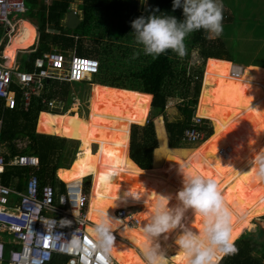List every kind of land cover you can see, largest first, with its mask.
<instances>
[{
    "label": "trees",
    "instance_id": "trees-1",
    "mask_svg": "<svg viewBox=\"0 0 264 264\" xmlns=\"http://www.w3.org/2000/svg\"><path fill=\"white\" fill-rule=\"evenodd\" d=\"M73 1L49 0L48 5L44 3L40 5L41 8L35 13L36 18L33 24L37 32L38 44L34 52L24 56L19 69L30 71L34 59L51 50L62 52L64 57L67 58L69 55L68 51L75 47L76 54L79 57L95 59L98 62V69L94 74V81L81 82L92 84L88 119L79 117L76 114L75 106L71 107L68 114L63 117L57 116L49 118V120L46 118L48 113L64 114L70 108L73 96L70 94L69 83L45 81L40 95L32 97L26 110L20 107L18 96L16 98L17 106L13 110H2L3 103L0 101V118L2 119L0 149L3 148L1 154L4 162L7 163L15 155L37 157L39 167L36 175L40 186L49 185L57 193H62L64 190V184L57 179V176L63 182L70 183L84 176L92 175L94 178H102L101 187L103 188L106 187L108 177L109 181L110 179L112 180L110 185H115V182L123 185L122 180L128 176L126 188H123L124 190L118 195L114 193V203L109 201L110 195L105 191L103 196L98 198L96 195L98 193L96 183L94 181L91 183L89 206L94 205L92 209H96V211L93 213L94 215L88 211V217L90 223L95 226L98 221V210H105L107 216L110 214L113 216L111 229L114 235L129 242L127 235L130 230L119 228L121 222L114 216V212L119 208L138 207L140 210L135 215L132 214L137 223L134 228H131L137 230L136 237L129 243L134 245L141 254L146 240L141 231V225L150 218L152 206L156 199H151L148 202L147 199H143L139 195L138 189L144 187L147 181L144 178L141 180L135 179L131 170L138 174L159 171L157 178L163 182V185H160L158 192L172 198L170 206L178 204L175 194L182 187V174L186 177L189 174L198 173L205 178L213 179L222 193L227 207L232 200L244 202L251 192L250 188L254 187L253 192L258 193V190L262 195L264 193V183L259 181L260 185H257L259 183L256 179L257 177L253 176L255 174V165L252 161H254L257 152L245 160L242 159L241 163L236 161L234 163H229V161L226 163V158L234 155L237 149L236 143L238 142L243 146L244 138L251 136L250 130L245 132L234 131L226 137L219 144L215 155L212 156L213 158L204 162L200 159H193L195 158L193 156L198 152L206 153L208 149L199 150L200 146L205 144L216 133L222 123V121L216 120L215 116H209L213 118V120H209L197 113V110H199L198 96L200 97V90H202L204 61H206L205 64L210 60L226 63L229 64L228 69L231 66L230 62L232 60L229 58V53L226 50L225 43L221 40V36L209 38V35L204 30H197L185 37L186 52L183 57H179L172 50H166V52L153 58L152 56L144 55L134 42L130 21L140 15L147 16L148 12L154 9L157 14L163 12L174 15L178 19L182 18V10L180 8L173 10L171 8V0H153L147 11L145 8V14L140 13L142 8L140 0H81V3L77 5V10L81 12V22L75 29L79 30V34L75 31L73 33L68 32V29L62 24ZM47 28L55 30L56 33H48ZM83 38L92 41L93 44L90 47H85L81 43ZM32 49L33 47L31 46L30 50ZM134 51L139 53L135 58H133ZM193 53H196L198 60L201 61V64L194 68L189 66L192 62ZM245 66L264 68V66L255 64H246ZM251 69L258 70V68L252 67ZM240 81L239 83H241ZM251 84L254 83L252 82ZM108 87L118 89V92L122 93L126 100L129 99L127 96H130V105L135 106L138 104L136 109L132 110L130 108V112L118 114L120 112L119 107H116V112L114 111V114L111 113L108 106H105L107 95L111 97L113 94ZM97 88H102V96L98 99L95 97ZM248 90H251L250 85ZM41 98L62 100L65 106L61 111L48 110L45 105L40 103ZM262 98L264 99V95ZM197 99L196 116L209 120L212 128L205 125L202 127L205 136L204 140H206L195 150L188 151L186 156L181 152L182 150L178 151V156L170 155L169 150L178 149L182 146V134L190 125ZM169 100L177 102L178 118L175 117L168 120L166 108ZM239 100H241L242 105L244 102H242V99ZM222 101L223 98H221L219 110L222 111L224 109L226 112L233 110V108H227V99L225 104ZM101 102H104V104ZM149 105L151 117L148 118L146 124L137 125L145 117ZM258 106V109H255L261 112L263 108H260V104ZM262 106L264 107V101ZM243 111L242 116H247L246 112H251L250 109L246 110V106H244ZM231 115L236 118L235 120L238 119V122L245 123V121H242L243 119H239L240 116L238 114ZM255 115L257 123L264 120L263 116L260 118V114ZM158 117L163 119V128ZM117 118H119V121ZM155 119L156 121L154 122ZM36 120V132L48 135L35 132ZM224 121L230 123L229 120L225 119ZM95 122H104L105 128H97L94 125ZM121 122H126V124L128 122L129 124L122 127ZM236 122L233 123L236 124ZM130 124L136 125H131L127 134ZM247 124L254 125L250 120H247ZM40 125L44 126L40 128ZM40 129L41 132L38 131ZM42 129L44 130L42 131ZM263 129H260V133L263 132ZM163 131L166 137V145ZM16 140L25 141V147L18 150L15 147ZM157 141L160 144L158 149ZM107 144L109 150L106 147ZM91 145H96L97 147L94 152H91ZM78 147H80V153L76 156ZM260 151H264V146L261 147ZM162 155L163 157L165 156L164 160H162ZM153 156H155L154 159ZM123 157L128 161L127 165ZM106 158L112 161L108 172L105 167ZM100 160L104 161L103 166H101ZM70 166L71 168L67 170ZM210 167L217 168L219 172L212 170ZM58 169L66 170L57 171ZM27 173L28 170L25 168L6 166L1 176L2 183L4 185H15L16 183V188L21 190L22 179ZM68 173H73V175L70 176ZM120 174L123 179H116V177H120L118 176ZM136 197L140 198L137 199ZM100 201L103 204L98 209L97 205ZM248 204L254 205L255 203L250 202ZM142 205L146 206L145 210ZM261 210H263L262 215L264 214V206L261 207ZM186 212V218L183 222L187 224L189 229L201 232L203 228L201 215L191 209H187ZM246 222L245 220L237 231L232 230L233 241L243 230L248 229L249 224L247 225ZM138 227L140 228L139 230ZM180 232L181 229L178 227L167 234V240L163 239L164 234L157 238L165 255H170L171 264H188L183 251L175 245V238ZM90 237L93 238V235ZM262 237H264L263 228H257L255 232L242 233L234 241L237 248L236 253L224 255L222 258L220 255L217 259V264H263L264 239L261 240ZM8 248V246H5V257L8 253ZM108 255L116 264H144L132 248L125 246L116 237H114L113 245ZM65 261L66 258L54 255L48 264H60ZM164 264H166V260Z\"/></svg>",
    "mask_w": 264,
    "mask_h": 264
},
{
    "label": "built area",
    "instance_id": "built-area-1",
    "mask_svg": "<svg viewBox=\"0 0 264 264\" xmlns=\"http://www.w3.org/2000/svg\"><path fill=\"white\" fill-rule=\"evenodd\" d=\"M25 1L0 0V32L3 36L10 38L15 33L17 24L9 16L25 13ZM1 46L2 38L0 49ZM68 52L67 58L56 50L43 53L34 59L30 71L0 65L2 110L15 109L17 96L20 107L26 110L32 97L40 95L45 81L85 82L97 72L95 59L79 57L75 47ZM232 68L230 76L238 78L242 67L232 65ZM40 103L49 110L56 106L55 100L46 98H41ZM204 125V119L194 112L182 140L188 143L200 141L204 137ZM1 126L0 118V129ZM15 147L18 150L24 148L18 144ZM6 166L28 170L22 179L21 190L16 188V183H2ZM38 167L35 156L15 155L5 163L0 149V264H48L54 255L66 258L60 264H113L108 254L90 250L92 237L87 232L90 224L86 219L88 197L84 193V178L80 183L64 182L63 192L57 193L49 185L40 186L36 175ZM114 215L123 221V225L135 226L127 208H119ZM5 246L9 247L6 257Z\"/></svg>",
    "mask_w": 264,
    "mask_h": 264
},
{
    "label": "rangeland",
    "instance_id": "rangeland-1",
    "mask_svg": "<svg viewBox=\"0 0 264 264\" xmlns=\"http://www.w3.org/2000/svg\"><path fill=\"white\" fill-rule=\"evenodd\" d=\"M44 2L46 5L49 4V0H36V1L26 0L25 1V8H27L26 9L28 11L27 13L12 14L9 16L11 21L17 22V24H18L16 32L13 34V38L18 34V32H20V24L19 23L23 20H29L30 19L29 15H31L32 12L35 11V9H37ZM139 2H140V6L142 7L140 10V13L145 14V8L147 11V8L152 5L153 0H146V4L141 3V0ZM80 3H81V0H74L70 6L72 7V9L74 11H76L77 5H79ZM223 4H224L223 9H222L223 31L221 32V34L219 36H221V40L225 43L226 50L229 53V58L232 60V62L230 64L242 66V69L244 70L243 78L241 79V81H240L241 83L238 86L237 95L245 96L246 100L250 99L253 96V101H257L260 97L261 98L260 108L261 109L263 108V110H261V112H264V107L263 106L261 107V105L263 104V101H264V99L262 98V96L264 95L263 94L264 93V68H261L258 66H245L246 64H251V65L255 64V65H259V66H264V0H223ZM148 13H150V11ZM79 15L81 16V12H79ZM47 31H48V33H51V34L56 33L55 30H51V29H47ZM67 31L70 33H73L75 31V32H77V34H79V30H67ZM0 38H2V42H4V43L6 42V40H8L7 37L2 36V33L0 34ZM209 38H215V37L209 36ZM34 41H35V38H34ZM81 41H82L81 43L85 47H90L93 44L92 41H88V39H85V38L81 39ZM33 45L34 44H32V46ZM192 56H193L192 62L190 63L189 66L192 68L199 66L201 64V61L198 60L196 53H193ZM12 57L13 56H11L9 53H7L6 58H4V59L12 58ZM205 62L206 61H204V67H205ZM204 67H203L202 83H203V77H204ZM228 67H229V65L227 64L225 66L226 70H228ZM251 67L252 68H258V70H255V69L252 70ZM224 74L227 75L226 72ZM90 81H94V75L90 76L88 82H90ZM252 82L254 84H251ZM91 85L92 84H90V83L85 84V83H81V82L69 84L70 94L73 96L70 108H68L64 112V114H49L48 113L46 118L49 120V118H53V117H57V116L63 117L65 114H68V111L71 109V107L75 106L76 107V114L79 117H82L83 119H88V106H89ZM249 85L251 87V90H248ZM95 86L107 88V87L100 86V85H95ZM256 87H258V89H256ZM101 89L102 88H97V90H96L95 97L97 99L101 98V96H102ZM108 89L112 90L110 92H113V94L111 97H109L107 95V99L105 100V106L106 105L108 106L111 113L114 114V111L116 112V107H119L120 112H118V114H124V113L130 112V108H132V110L136 109V106L138 104H136L135 106L130 105V102H131L130 96H127V97H129V99L126 100L125 96L122 95V93L118 92V89L109 88V87H108ZM201 89H202V85H201ZM114 90H117V91H114ZM200 92H201V90H200ZM199 95H200V93H199ZM76 97H78V98H76ZM222 98H223L222 103H224V104H225L226 99H227V104H228L227 108H233L236 112H238V110L242 109L241 108V100H237L236 104H231L229 102L227 89L223 90ZM198 99H199V96H198ZM198 99H197V103H196L195 113L197 110ZM55 101H56V106H55L54 110L61 111L65 106L64 101H62V100H55ZM101 103L104 104V102H101ZM176 104H177V102L174 100H169L167 102L166 114H167L168 120H171V119L179 116L177 109H176V106H177ZM250 111L251 112H249V113L246 112L247 116H240V118L239 117H237V118H239L240 120L243 119L242 121H245V123H247V120L252 121V123L255 126L254 130L257 132V131H259V129H257V128H259V127L264 128V120L261 121L260 124L257 123V117L255 114H258L259 111L258 110L255 111V109H253V110L251 109ZM197 113H198V115H201V114H199L198 110H197ZM150 117H151V108L149 105L148 111L145 114V117L137 125L142 126V125L146 124L148 118H150ZM205 117L209 120H213V118H211L209 116H205ZM112 118H113V116L110 119L112 120ZM158 118H159V121H160L161 126L163 128V119L161 117H158ZM260 118H262V117L260 116ZM263 118H264V115H263ZM37 119H38V117H37ZM156 119L154 120V122L156 121ZM207 119H204L205 126L212 128L210 121ZM228 119H229V121H232V122L237 121V120L233 119L232 115H229ZM117 120L119 121V118H117ZM219 120L222 121V123H221L222 127L224 126V123H227V121H224L222 119H219ZM101 123L95 122L94 125L97 128H100V127L105 128V125H103L104 122H101ZM245 123L242 125L239 124V126H237L236 124H229V126H230V129L234 125H235V127H239V129H242L243 126L246 125ZM128 124H129L128 122H127V124H126V122H121L122 127H124L125 125H128ZM36 125H37V120H36V124H35V132H36ZM131 125H136V124H130L128 126L127 134L129 133ZM42 126H44V125H40V128H42ZM230 129H228L227 131H230ZM43 130L44 129H42V131ZM38 131L41 132V129ZM155 131H156V128H155ZM36 133L42 134V135H48V134H43V133H38V132H36ZM212 133H213V129H212ZM49 136H56V135H49ZM163 136H164V131H163ZM218 136H219V132H216L215 138L212 139V137H211V140L214 141ZM260 136H259L260 140H261V141L259 140L260 144L258 145V147H256L257 146V142H256L255 146L253 147V150H254L253 152H255V153L260 151V149H261L260 145L261 144H263V146H264V129H263V132L260 134ZM56 137H59V136H56ZM59 138H64V137H59ZM204 138H205V136L200 141H197L195 143H188V142H185L182 140L181 148L169 150L168 152L170 153V155L178 156V153H179L178 151L182 150L181 152H183V154L186 156L188 151H191L193 149L195 150L202 142H204L206 140V139L204 140ZM65 139H67V138H65ZM67 140H72V139H67ZM73 141H76V140H73ZM15 144H18V146L23 148L25 146V141L16 140ZM204 145L205 144H202L200 146L199 150L200 149H206V148H204ZM236 146H237V149L234 152V155H231L229 158H226V160H227L226 163L228 161H229V163H234L235 161L237 163H239V162L241 163L243 161L240 158L243 156L244 148H242V146L238 142L236 143ZM106 147L109 150L108 144ZM127 147H128V143H127ZM79 148L80 147H78V152H77L76 156L80 153ZM96 148H97L96 145H91V152H94L96 150ZM215 152H216V150H214L210 154H208L209 152L208 153L198 152L196 155L193 156V157H195L193 159L194 160L200 159L204 162L206 160H209L210 158H213L212 156L215 155ZM127 153H128V150H127ZM205 155H207L206 158H204ZM106 159L107 160H106L105 167L107 169L106 171L108 172L109 166L112 163V161H110L109 158H106ZM123 159L125 160V163L127 165L128 161L126 160L125 157H123ZM164 159H165V156L163 157V155H162V160H164ZM103 163H104V161H101V166H103ZM70 168H71V166L67 170H69ZM210 168H212V170H214L216 172H219L217 168H214V167H210ZM131 171L133 172L135 179L141 180L142 178H144L147 181V183L145 184L144 187H141L140 189H138V191L140 192L139 195L143 199H147L149 202V200H151V199L157 200V197H159L158 195L166 196V194L158 192V190H160V185H163V182L161 180H159V178L154 179L155 174L153 176L148 175L150 177H146L147 175H144V174H151V173L138 174L136 172L134 173L133 170H131ZM68 175L71 176V175H73V173H68ZM107 175H108V173H107ZM87 176H89V177H87ZM87 176H84L82 178H84L83 179L84 193L88 197L87 207H88V211L90 212V214H93L96 211V209L95 210L92 209L94 205L89 206V193H90V189H91V183L93 181L96 183V188L98 191V193L96 194L97 197L98 198L102 197L104 194V191H105V192L109 193V195H110L109 201L113 202V203L115 202L114 193H116V195H118L122 190H124L123 188H126L125 185L127 184L126 182L128 181V176L124 177V179H123L121 177V174H120V175H118L120 177H116V179L117 178L118 179L120 178L121 180L123 179L122 180L123 185H119L117 182H115L116 183L115 185H110V182L112 180L110 179V181H109V177H108L106 180V187L103 188V187H101L102 178H94L92 175H87ZM143 176H145V177H143ZM253 176H255V174ZM81 179L76 180L74 182H70L68 184L80 183ZM256 179L258 182L260 181V182L264 183V181H261L258 178H256ZM260 182L257 185H260ZM128 186L132 187L131 185H128ZM134 186H133V188H134ZM253 189H254V187L250 188L251 192H250L249 196H247L245 198V200H244L245 203L240 202L238 200H234V201L232 200L231 202L228 203V207L232 210L231 230L237 231L245 220L247 221L246 224L247 225L249 224V228L246 230H243L242 233L255 232L257 228H263L264 229V214L261 215V213L263 212V210H261V207L264 206V193L261 195L260 191L257 190L258 193H256V192H253ZM171 199L172 198L170 197V199L168 201L169 204L171 203V201H170ZM250 202H253L255 204L254 205L248 204ZM102 204H103V202L100 201L99 204L97 205L98 209H99V206H101ZM147 205L150 206L149 203H147ZM142 207L145 210L146 206L142 205ZM139 210L140 209L138 207H129V208L127 207L128 214H130V215H132V214L135 215ZM188 212H186V213H188ZM108 217L110 219H112L113 216L110 214V215H108ZM93 228H94L93 225L90 228H87V229H89L88 231L90 232L89 233L90 236L93 235ZM120 229L126 230V229H128V227L124 226L121 222ZM139 229L140 228L138 227V230ZM129 230H131V229H129ZM133 230H136V229H133ZM242 233L240 235H242ZM239 236L237 238H239ZM113 237H116V236H114V234H113ZM117 239H119V238H117ZM262 239H264V237H262L261 240ZM119 241L121 243H123L125 246L132 248L135 251V253H137V255L139 256L141 261H143L145 263L143 255L140 253V251L134 245L129 243L131 241L127 242L123 239H119ZM223 256L224 255H221V258ZM166 257H167L166 264H171L170 259H169L170 255H168ZM113 264H116V263L113 262ZM263 264H264V260H263Z\"/></svg>",
    "mask_w": 264,
    "mask_h": 264
},
{
    "label": "clouds",
    "instance_id": "clouds-1",
    "mask_svg": "<svg viewBox=\"0 0 264 264\" xmlns=\"http://www.w3.org/2000/svg\"><path fill=\"white\" fill-rule=\"evenodd\" d=\"M141 3L146 4V0ZM171 8H180L182 18L163 12L157 14L154 9L147 16L140 15L130 21L134 42L144 55L155 58L172 50L183 57L188 34L204 30L209 36L216 37L223 31V0H171ZM138 54L134 51L133 58ZM252 163L255 176L264 181V151L257 152ZM182 177V187L175 194L178 204L170 206V197L158 195L150 218L141 225L146 238L142 249L145 264H164L167 257L157 238L164 234L163 239L167 240V234L178 227L181 232L175 238V245L183 251L188 264H217L220 255L237 251L232 239V210L225 205L216 182L198 173L186 177L182 174ZM187 209L201 215V232L189 229L183 222ZM112 221L105 210H98L91 251L105 255L110 252L114 241Z\"/></svg>",
    "mask_w": 264,
    "mask_h": 264
},
{
    "label": "crops",
    "instance_id": "crops-1",
    "mask_svg": "<svg viewBox=\"0 0 264 264\" xmlns=\"http://www.w3.org/2000/svg\"><path fill=\"white\" fill-rule=\"evenodd\" d=\"M44 4H45V2H44ZM223 6H224V4H223ZM40 8H41V6H39L37 9H35V11H33L31 15H29V18H30L29 20H23L19 23L20 24V32H18V34L14 38L12 35L10 38H8V40H6L5 43L2 42V46L0 49V65L20 67L21 61L24 58V56H26L27 54H30L31 52H34V50L38 44V38H37V32H36L35 26L33 24H34V20L36 18L35 13L38 12ZM70 8L72 9L71 6H70ZM79 12L80 11L76 10V13L78 14V16H80ZM80 19H81V16H80ZM16 24H17V22H16ZM16 29H17V27H16ZM16 29H15V32H16ZM1 33L2 32H0V34ZM2 36H3V33H2ZM34 38H35V41H34ZM32 44H34V45L32 46ZM31 46L33 47L32 50H30ZM5 49H7V50L5 51ZM3 53H4V58H6L7 53H9L13 57L4 59L2 57ZM226 65H227L226 63H222V62H218V61H211V60L205 64L202 90H201V95L199 97V105H198L199 106L198 112L202 116H211V117L215 116L216 120H219V119L229 120L228 116L231 114H233V115L238 114L239 116H242V114L244 112L243 111L244 106H246V110H249V109L253 110L255 108L258 109V107H259L258 105L260 104V98L257 101H253V96L250 99L246 100V99H244L245 97L243 95L242 96L237 95L238 86L240 84L239 81L243 78V74L238 79L232 78L229 74V69L226 70V68H225ZM225 72L227 75L224 74ZM224 89L228 90V93H229L228 99H229V102L231 104H236L237 100L242 99V102H244V103L241 105V108H242L241 110H238V112H236L234 109L232 111H228V112H226L224 109L222 111L219 110ZM257 109H255V111ZM258 114H260V116H263L264 112H262V113L259 112ZM233 119L235 120L236 118L233 117ZM260 122L261 121H259L258 123L260 124ZM229 124H234V123L232 121H230V123H225L223 127L222 126L219 127L218 130H216V132H219V136L214 141H212L210 138L205 143L204 148L208 149L206 151V153L209 152L208 154H210L213 152V149L216 150L218 148L219 144L226 137H228L230 134H232L234 131H244L245 132V131L250 130L251 136L244 138V145L243 146L241 145L242 148H244V153L240 159L245 160V159L251 157L252 155H254L255 152H253L254 151L253 147L255 146L256 142H257L256 147H258V145L260 144L258 142L260 140V137H261L260 136V134H261L260 129H262L263 127L257 128V129H259V131L256 132L254 130V128H255L254 125L252 126V125H249L246 123V125L243 126L242 129H239V127H235V125H234L230 129ZM236 124H237V126H239V124H244V123H240L237 121ZM228 129H230V131H227ZM214 138H215V134L212 136V139H214ZM164 141H165V145H166L165 134H164ZM157 145H158V147H157V149H158L159 145H160L158 141H157ZM260 146L263 147V144H261ZM166 148H167V146H166ZM157 149H155V150H157ZM2 150L3 149L1 148V151ZM166 150H168V149H166ZM206 157H207V155L204 156V158H206ZM154 158H155V156H153V159ZM170 158H172V157H170ZM63 170H66V169H58L57 171H63ZM146 173H151V174H144V173H140V174L147 175L146 177H150L148 175L153 176L155 174L154 179H156L159 175L158 174L159 171L146 172ZM143 177H145V176H143ZM57 179L64 184V182L62 180H60L58 177H57ZM93 227H94V225H93ZM120 227L121 226H119V228ZM116 238H118V237L116 236Z\"/></svg>",
    "mask_w": 264,
    "mask_h": 264
},
{
    "label": "water",
    "instance_id": "water-1",
    "mask_svg": "<svg viewBox=\"0 0 264 264\" xmlns=\"http://www.w3.org/2000/svg\"><path fill=\"white\" fill-rule=\"evenodd\" d=\"M81 22L80 17L73 9L69 8L67 14L65 15L62 24L68 30H75Z\"/></svg>",
    "mask_w": 264,
    "mask_h": 264
},
{
    "label": "bare ground",
    "instance_id": "bare-ground-1",
    "mask_svg": "<svg viewBox=\"0 0 264 264\" xmlns=\"http://www.w3.org/2000/svg\"><path fill=\"white\" fill-rule=\"evenodd\" d=\"M22 33V32H21ZM7 49H5V51H6ZM2 57L4 58V53L2 54ZM233 68H232V65L230 66V69H229V74H230V72H231V70H232ZM243 72H244V70L243 69H241V75L238 77V78H240L241 76H242V74H243ZM233 78V77H232ZM238 78H235V79H238ZM211 124V123H210ZM118 210V209H117ZM117 210H115V212H117ZM86 219H87V221L89 222V226L88 227H91L92 226V224L90 223V221H89V217H88V207H87V213H86ZM118 219V218H117ZM119 220V219H118ZM135 220V219H134ZM119 221H121V220H119ZM121 222H123V221H121ZM136 223H137V221L135 220V225H136ZM125 226V225H124ZM87 227V228H88ZM127 227V226H126ZM249 228V227H248ZM128 229H131V228H129L128 227ZM127 237H128V240L129 241H133L134 239H135V237H136V230H133V229H131L129 232H128V235H127Z\"/></svg>",
    "mask_w": 264,
    "mask_h": 264
}]
</instances>
